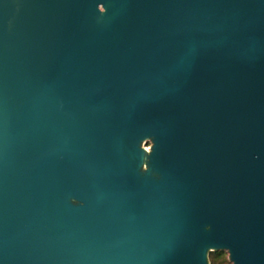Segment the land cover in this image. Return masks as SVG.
<instances>
[{
	"label": "water",
	"instance_id": "water-1",
	"mask_svg": "<svg viewBox=\"0 0 264 264\" xmlns=\"http://www.w3.org/2000/svg\"><path fill=\"white\" fill-rule=\"evenodd\" d=\"M264 264V0H0V264Z\"/></svg>",
	"mask_w": 264,
	"mask_h": 264
},
{
	"label": "rangeland",
	"instance_id": "rangeland-1",
	"mask_svg": "<svg viewBox=\"0 0 264 264\" xmlns=\"http://www.w3.org/2000/svg\"><path fill=\"white\" fill-rule=\"evenodd\" d=\"M213 252H211L209 254V262L210 264H212V254ZM216 261L219 263V264H232L229 260H228V255L225 251H221L219 252L218 254H216Z\"/></svg>",
	"mask_w": 264,
	"mask_h": 264
},
{
	"label": "trees",
	"instance_id": "trees-1",
	"mask_svg": "<svg viewBox=\"0 0 264 264\" xmlns=\"http://www.w3.org/2000/svg\"><path fill=\"white\" fill-rule=\"evenodd\" d=\"M219 252H213L211 255H212V264H219L217 261H216V254H218Z\"/></svg>",
	"mask_w": 264,
	"mask_h": 264
}]
</instances>
